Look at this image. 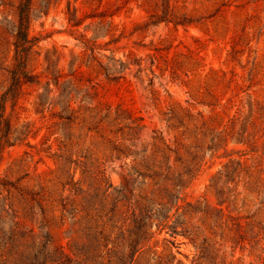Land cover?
I'll return each mask as SVG.
<instances>
[{"label": "trees", "instance_id": "1", "mask_svg": "<svg viewBox=\"0 0 264 264\" xmlns=\"http://www.w3.org/2000/svg\"><path fill=\"white\" fill-rule=\"evenodd\" d=\"M53 4L63 0H17L13 19L0 20V38L12 39L9 86L0 96V162L15 145L11 140L35 149L27 141L37 136L31 127L18 129L25 85L46 79L49 118L69 127L66 140L55 139L56 148L48 138L41 144L55 167L40 183H31L28 173L14 178V162L0 177V197L38 203L39 235L31 226L34 208L26 210L31 244L25 264H183L173 252L177 237L193 246L191 264H217L227 250L234 258L237 248H248L264 264V44L260 53L253 51L249 34L262 33L259 16L236 6L230 11L229 0H65L60 33L73 38L80 53L68 74L49 76L34 73L40 38L31 27ZM134 8L145 18L127 34L114 18ZM228 14L237 30L227 58L246 78L234 70L205 72L199 52L171 56L170 35L150 48L139 46L144 55H117L124 39L159 26L169 33L197 28L219 36L229 28ZM2 47L0 40V60H6ZM99 77L146 83L143 91L155 108L166 96L171 102L159 110L163 127H148L142 116L99 101ZM170 85L186 90V105L172 102ZM53 91L56 101H65L62 107L47 102ZM216 163L221 168L211 174L205 195L188 200L186 191Z\"/></svg>", "mask_w": 264, "mask_h": 264}, {"label": "rangeland", "instance_id": "2", "mask_svg": "<svg viewBox=\"0 0 264 264\" xmlns=\"http://www.w3.org/2000/svg\"><path fill=\"white\" fill-rule=\"evenodd\" d=\"M63 4L59 7L54 4L49 8L47 16H42L41 19L34 20L31 27V35L39 37L40 40L35 47L38 53L36 61L32 65L35 67L34 73L52 75L56 71H62L68 74L75 68L76 57L80 53V49L76 47V41L60 33L63 31V15L61 10ZM5 6L0 7V20L7 16V19H13V8L17 0H4ZM119 3L120 0H117ZM231 6L230 11L236 10L235 6L241 10L242 13L249 15H257L260 18L262 33H253L250 31V37L253 41L251 49L257 50L258 53L264 44V0H229ZM236 12V11H235ZM145 18L142 11L137 8L132 9L128 13L122 12L120 16L114 18L115 24L124 27L127 34H129L136 24L141 23ZM234 17L228 14V30H223L221 35L213 36V34L205 35L197 28H189L187 31L179 29L178 32L169 33L162 26L149 29V31L131 36L129 39H124L119 45L120 49L117 55L121 56L129 50L135 52L139 56L144 55L147 51L139 48V46H146L150 48L159 37H166L170 35L172 48L170 55L173 56L177 53H186L188 50L194 53L199 52V56L204 58L203 64L205 65V72L209 68L222 69L226 72L234 70L239 76L247 77L246 71H242L235 63H230L227 58V53L230 51L231 38L237 28L233 27ZM2 42V55L6 60H0V96L5 92L9 86V75L7 70L11 66L12 53L6 55L8 43L12 42L11 37L3 34L0 38ZM260 44H256L257 41ZM108 54V53H106ZM248 53L245 52L241 58V65L246 64ZM254 55L251 54V58ZM36 63V64H35ZM84 69V68H83ZM129 83H109L103 78L99 77L94 80L95 93L97 99L104 104L113 107L121 105L135 115L142 116L148 127H163L159 121V110L166 108L171 102L166 96L161 95L160 104L157 108L151 103V97L143 91L144 83L142 86L133 78H129ZM46 79L42 78L39 84L25 85L20 99V120L18 129L20 132L25 133L29 127L32 133L37 136L35 139L29 138V141L35 149H30L25 146V142L15 143L14 146L5 149L2 160L0 162V177L8 170L9 167L16 164L14 178L28 173L31 183L38 184L44 173L49 169H54V164L51 159L42 152L44 139L48 138L49 143H53L56 148L55 139L64 141L68 137L69 127L63 121L57 123L49 118V112L45 109V98L43 97ZM50 88H53L51 84ZM172 97V102H177L186 105L188 99L186 90L176 85L168 87ZM264 98L263 93H260ZM57 93L53 91L47 102L56 103L62 107L65 101H56ZM191 103V102H189ZM9 106V102L7 104ZM58 109V108H57ZM197 111L204 110L201 107L195 108ZM10 114V107H7L5 115ZM52 134V136H51ZM24 139V138H23ZM27 153V155L25 154ZM221 168L220 164L216 163L213 167L205 169L201 176L192 184L186 191L188 200L197 199L205 195V189L208 185V180L214 172ZM264 168V166H263ZM113 180L116 182L117 177L113 174ZM212 201L211 198H208ZM34 208L35 217L32 218V227L34 232L39 235L40 233V211L38 203H28L20 199L6 200L4 196L0 197V264H25L28 248L31 244L28 239L29 231V216L27 208ZM17 224V225H16ZM56 233V230L54 231ZM168 237V236H166ZM177 248L173 249L176 258L183 264H191L195 256L193 246L188 243L183 237H177ZM65 245V242L62 243ZM231 251L227 250L225 259H218L217 264H263L261 260L255 258V253L250 252L247 248L246 251L241 252L239 248L236 249L234 258H230Z\"/></svg>", "mask_w": 264, "mask_h": 264}]
</instances>
